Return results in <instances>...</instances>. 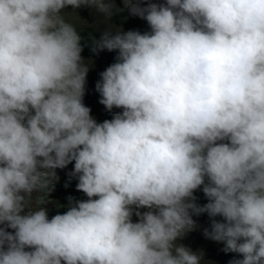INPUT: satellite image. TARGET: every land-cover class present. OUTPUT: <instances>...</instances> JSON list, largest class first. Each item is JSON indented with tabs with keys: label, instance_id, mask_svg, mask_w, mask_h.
<instances>
[{
	"label": "clouds",
	"instance_id": "obj_1",
	"mask_svg": "<svg viewBox=\"0 0 264 264\" xmlns=\"http://www.w3.org/2000/svg\"><path fill=\"white\" fill-rule=\"evenodd\" d=\"M123 4L0 0V264H205L177 243L203 213L229 264H264V0ZM68 7L150 28L94 41L118 51L96 83L111 120L83 103L92 63ZM73 162L88 199L49 218Z\"/></svg>",
	"mask_w": 264,
	"mask_h": 264
},
{
	"label": "rangeland",
	"instance_id": "obj_2",
	"mask_svg": "<svg viewBox=\"0 0 264 264\" xmlns=\"http://www.w3.org/2000/svg\"><path fill=\"white\" fill-rule=\"evenodd\" d=\"M157 2H163V0H157ZM115 4L118 8H124L123 0H115ZM64 12L65 18L77 28L79 35H86L81 36V41H84L86 37H94L95 41H98L101 34L107 30V28L114 27L113 25L123 31L138 30L141 33L150 31V28L145 20L139 17L131 16L127 10L114 13L109 21L104 19L94 9L81 7L73 10L71 7H68L64 9ZM105 50L108 51L107 49ZM108 52L118 54V51ZM81 55L85 61H91L92 63V66L89 68V72H96L98 74L104 71L109 65L116 62V57L99 56L101 58H86L83 54ZM90 114L98 123H102L106 120L100 113L93 115L91 112ZM34 194L35 193H33V195ZM82 194L84 200L88 199L83 192ZM194 196L199 200L202 198L207 199L202 189L196 190L194 192ZM139 211L144 212L147 211V209L142 208L139 209ZM193 219L196 221L197 228L187 233L183 238L179 239L177 243L182 244L195 252H202L205 264H229V262L233 259L242 258L236 253H225L223 251V243H217L204 236V229H210L211 224V218L207 213L204 218L195 215ZM215 219L222 220V217H216ZM133 220L136 221L138 218L134 215Z\"/></svg>",
	"mask_w": 264,
	"mask_h": 264
},
{
	"label": "built area",
	"instance_id": "obj_3",
	"mask_svg": "<svg viewBox=\"0 0 264 264\" xmlns=\"http://www.w3.org/2000/svg\"><path fill=\"white\" fill-rule=\"evenodd\" d=\"M99 80L100 75L98 73L88 72L83 103L91 109L93 115L100 113L106 120H111L114 114L121 112L122 109L113 108L111 111H108L105 106L99 102L101 97L96 90V83ZM73 168L74 162L69 164L64 169L55 170L59 180L56 182L54 189L49 194L50 202L42 205V207L47 209L49 218L57 213L63 214L68 210L67 205L69 203V197H72L74 200H84L82 192L78 191L76 188L78 179L69 176V174L73 171ZM35 195L36 193L34 196Z\"/></svg>",
	"mask_w": 264,
	"mask_h": 264
},
{
	"label": "trees",
	"instance_id": "obj_4",
	"mask_svg": "<svg viewBox=\"0 0 264 264\" xmlns=\"http://www.w3.org/2000/svg\"><path fill=\"white\" fill-rule=\"evenodd\" d=\"M81 36H86L85 34ZM95 38L94 37H86L84 41H81V45L83 47V51L81 54L84 56H105V57H117L118 54L114 52H108L106 50L102 51H93L95 44H94Z\"/></svg>",
	"mask_w": 264,
	"mask_h": 264
},
{
	"label": "crops",
	"instance_id": "obj_5",
	"mask_svg": "<svg viewBox=\"0 0 264 264\" xmlns=\"http://www.w3.org/2000/svg\"><path fill=\"white\" fill-rule=\"evenodd\" d=\"M86 58H94V57H97V58H101V57H99V56H85ZM100 75V74H99ZM202 189V188H201ZM196 203L198 204V205H200V206H203L204 204H206V203H208V199H196ZM200 217H205L206 216V213H203V214H201V215H199ZM193 217H195V215H193ZM9 231H13V230H11V229H8Z\"/></svg>",
	"mask_w": 264,
	"mask_h": 264
}]
</instances>
